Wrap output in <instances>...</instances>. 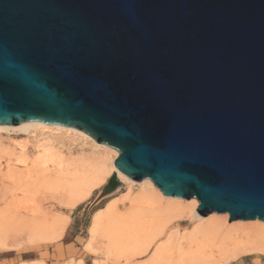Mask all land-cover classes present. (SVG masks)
Returning <instances> with one entry per match:
<instances>
[{"label": "water", "instance_id": "1", "mask_svg": "<svg viewBox=\"0 0 264 264\" xmlns=\"http://www.w3.org/2000/svg\"><path fill=\"white\" fill-rule=\"evenodd\" d=\"M26 122L201 216L264 221V0H0V125Z\"/></svg>", "mask_w": 264, "mask_h": 264}, {"label": "bare ground", "instance_id": "2", "mask_svg": "<svg viewBox=\"0 0 264 264\" xmlns=\"http://www.w3.org/2000/svg\"><path fill=\"white\" fill-rule=\"evenodd\" d=\"M16 129L64 132L79 135L91 142V152L79 159L68 158L49 143L37 145L38 152L34 157L28 155L26 144L19 143L21 154L16 161L22 167L12 165L9 159L7 178L14 185L12 192L10 191L13 195L11 206L17 211L21 208H31L32 218L20 220L27 223L38 238L55 239L59 237L60 232L52 226L43 225V218L40 220V208L28 204L32 195L38 193L41 188L58 192L63 196L62 202L73 207L90 196L108 175L117 172L121 180L127 181L130 187L134 183L140 184V191L136 196L126 197L131 207L124 215L118 214L116 204H108L94 213L90 238L86 245L91 250H96L94 243L101 239L105 242L103 250L107 255L124 256L126 259L144 256L150 251L155 240L166 232L171 222L194 217L198 223L190 232L175 236L170 234L157 245L152 256L153 261L164 259L174 241L179 243L180 249L182 241H185L188 248L183 251L184 257L197 262L204 258L207 248L214 244L217 238L221 239L219 246L228 254L227 259L242 253L264 254V221L256 219L252 225L231 227L227 223L229 214H226L225 218L219 217L217 213L208 217L201 216L195 210L199 205L196 198L186 201L181 197L168 196L148 178L137 181L128 177L114 164L119 154L117 150L98 143L81 130L42 122L0 125V131ZM0 151L14 155L8 147H1ZM106 218L109 219L108 223Z\"/></svg>", "mask_w": 264, "mask_h": 264}, {"label": "rangeland", "instance_id": "3", "mask_svg": "<svg viewBox=\"0 0 264 264\" xmlns=\"http://www.w3.org/2000/svg\"><path fill=\"white\" fill-rule=\"evenodd\" d=\"M19 143L27 145L26 151L30 157L37 154L36 146L41 143L55 146L70 159H79L89 154L92 149L89 140L75 134L48 132L41 129L0 131V148L8 147L14 154L7 155L0 151V264H264V254L242 253L235 258L227 259L228 254L223 251L222 246H219L220 238L207 248L204 258L197 262L184 257L183 251L188 248L185 241H182V249L179 248V243L174 241L169 254L164 259L153 261L152 256L157 245L170 234L175 236L190 232L198 223L194 217L171 222L166 232L155 240L150 251L144 256L126 259L124 256L107 255L103 250L105 242L101 239L94 243L96 250H91L86 245L90 238V225L94 213L108 204H116L118 214L124 215L131 207L126 197L136 196L140 191V184L134 183L130 187V184L121 180L117 174L121 187L112 196L92 207L100 190L114 172L108 175L90 196L73 207L66 206L62 202L63 196L58 192L41 188L38 193L32 195L28 204L37 205L40 208L42 212L40 220L43 218L41 220L43 225L52 226L60 232L59 237L55 239L38 238L32 228L20 220V218L25 220L32 218L31 208L26 210L21 208L17 211L11 206L13 200L11 192L14 185L7 178L8 163L11 160L12 165L22 167L16 161L21 154ZM217 214L225 218L228 213ZM253 221L255 220H228L227 223L234 227L252 225Z\"/></svg>", "mask_w": 264, "mask_h": 264}]
</instances>
